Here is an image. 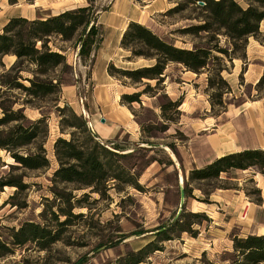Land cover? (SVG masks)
Returning a JSON list of instances; mask_svg holds the SVG:
<instances>
[{
	"label": "rangeland",
	"instance_id": "obj_1",
	"mask_svg": "<svg viewBox=\"0 0 264 264\" xmlns=\"http://www.w3.org/2000/svg\"><path fill=\"white\" fill-rule=\"evenodd\" d=\"M111 1L99 0V4L95 5L98 13L103 8L110 6ZM144 1L147 0H134V4L139 8V6L145 5ZM165 1H170L174 5L173 7L184 2V0ZM235 1L242 8L247 7L246 1ZM78 2V0H0V25L6 18L19 13L31 17L33 10L37 18L45 19L49 17H46V14L55 16L77 8ZM33 5L39 8L36 9L32 7ZM51 12L54 15H51ZM200 16H203L201 11L194 6H187L176 14L152 15L151 20L147 19L146 14H140L138 21L139 24L146 26L163 40L172 42L176 47L191 49L194 45L205 47L208 36L199 34L197 37H192L182 35L178 30L187 25L198 24L202 20L199 18ZM96 25H99L98 20ZM260 29L264 33V20L260 24L259 34L256 38L250 37V41H258L260 45H264V34H261ZM1 30L2 28H0V32ZM99 32L102 42L106 39L107 41L105 46L99 45L103 52L97 59V51L91 53L89 59L75 56L78 35L67 42L61 41L57 36L50 39L49 47L62 53L71 69L63 76L65 84L61 88L57 101L53 96H50L35 102L40 107L39 110L30 106L25 108V115L30 119L40 117V113L46 116L48 137L44 142V149L50 166L44 171L16 168L13 167L16 164L11 158L5 152L0 151V181L21 180L25 185L24 189L16 187L0 189L1 239L7 238L10 229L17 230L26 222L45 224L44 218L47 217L48 220L50 216L48 212L47 215L41 214L42 211L52 208L56 212L59 208H66V205L58 203L55 199L54 188H51L53 183L50 181L53 172L58 167L53 156L54 142L58 138L69 139L70 133L69 130L61 131L59 126L61 116L57 113L56 107L62 108L67 105L77 116H82L87 123L91 124L92 131L98 136L97 140L99 141H110L122 149L136 152L137 145L140 143L159 144L165 149H154L145 153L137 152L131 161L122 162L123 165H128L131 173H140L137 178L140 189L132 187L123 189L122 187L123 191L118 192L112 188L109 191V199H102L97 194H90L89 190H76L77 186L75 185L57 184L58 190L56 191L72 193L74 196L71 200V213L74 217L69 220L68 226L59 230L61 240L45 250H40L35 244L29 243L24 248L16 249L12 255L0 257V264H118L120 260L137 252L152 241L156 243L159 250L146 254L140 264H231L234 259L232 235L241 233L240 226L238 224L226 226L224 222L227 216L222 217L223 207L221 204L215 205L211 201L213 198H210L211 192L231 185L227 181L219 180L188 182L189 172L186 173L182 163H185L187 168L191 167L189 166L192 159L189 147L191 148V126L194 122L215 118L228 109L233 110L239 107L243 102L260 98L264 92V86L257 88L256 85L244 84L241 76L243 50L231 53V46L226 38L218 34L212 45L216 44L228 49L232 61L213 52L212 55L219 57L220 61L211 60L208 70L201 71L199 75L187 71L181 65L169 64L164 72V81L159 86L156 87L155 81H143V83H149L153 90L140 97V104L127 105L122 103L121 96L141 92L145 86H133L126 79L110 77L107 70L114 72L109 68L110 65L117 69H134L150 65L152 62L142 58H131V61H128L129 53L115 45L119 32L106 35L100 25ZM109 43L111 45L107 47L106 45ZM37 46L39 47V44ZM113 53L117 54L114 57L115 62L104 67V57ZM15 60V57L6 56L3 58V63L6 68H9ZM233 65H240L242 70L235 79L237 87H234V90L230 87L229 78H227ZM32 69H34L33 66L23 64L22 77L30 78ZM218 69H222L221 77L227 86L217 87L215 84L210 89L207 80L208 78L215 79ZM59 70L60 68H57L54 73L49 74V77L51 78L54 74L58 75ZM93 71L95 80L91 79ZM107 76L109 78H106ZM106 79L107 83L114 85L110 92L101 93L100 88H94ZM23 83L28 85L26 81ZM120 91L123 93L119 95L117 101V93ZM219 93L221 94L220 99L218 98ZM163 95L171 101L179 100L181 102L178 108L179 114L174 122L166 121L161 116L159 105L167 102V98H162ZM12 96L19 102L24 98L16 90L2 95V98L6 99ZM218 101H221V104H218ZM18 106L17 104L15 107ZM112 114H116L119 121L127 119L134 121L138 126V131L133 132V129L129 128L132 135L120 131L109 140L101 139L99 127L106 123L109 124ZM64 115L65 118H68V112H65ZM101 119L104 120V123H101ZM138 123H141L147 130L146 133H142ZM175 163L180 166L183 187L187 192L185 204L179 215H177L179 173ZM115 185V188L119 186L118 183ZM242 187L247 199L244 201L254 203L258 197L253 194L257 189L254 181L246 180L245 183H242ZM83 194H89V197L82 202H76L83 198ZM203 209L207 210L203 211ZM196 213L201 214L202 217L192 220L188 216ZM182 215L183 224L181 225L187 227L188 223H192L191 229L195 231V234L181 233L179 228L174 226V222ZM59 219L63 221L65 218L59 216ZM55 229L58 228L55 226ZM162 229L167 231L166 234L170 240H159L157 234Z\"/></svg>",
	"mask_w": 264,
	"mask_h": 264
},
{
	"label": "trees",
	"instance_id": "obj_2",
	"mask_svg": "<svg viewBox=\"0 0 264 264\" xmlns=\"http://www.w3.org/2000/svg\"><path fill=\"white\" fill-rule=\"evenodd\" d=\"M97 1L86 0L85 6L45 19L11 18L2 27L0 32V151L5 152L16 164L13 167L29 171H44L49 168L50 162L44 149V142L48 137L46 116L40 113V117L30 119L25 115V108L30 106L39 110L40 107L35 102L50 96L57 101L61 88L65 84L63 76L71 69L66 63V57L49 47L52 37L57 36L61 41L67 42L78 35L76 53L82 59H89L91 53L99 49L102 37L99 25H96L99 16L95 7ZM244 1L247 3L245 9L235 0H184L183 4H177L165 12L166 15L176 14L187 6H194L201 11L203 16L199 17L202 20L198 24L187 25L178 32L192 37L206 34L208 37L205 47L194 45L191 49L178 48L172 42L163 40L146 26L129 22L121 35L120 49L129 53L128 61H131V58H142L151 61L152 64L134 69H117L110 65L109 68L114 70V72L107 70L110 77L126 79L133 86H145L141 92L122 95V103L140 104V97L153 90L149 83H143V81H155L156 87L159 86L164 81V72L169 64L181 65L187 71L199 75L201 71L208 70L211 60L220 61L219 57L212 55L213 52L232 61L228 49L216 44L212 45L218 34L226 38L231 46V53L243 50L241 58L244 59L247 39L256 38L260 24L264 20V0ZM107 9L103 8L102 11H107ZM6 56L16 58L9 68H6L3 63V58ZM25 63L34 68L30 78L21 75L22 65ZM57 68H60L59 74H54L50 78L49 74L54 73ZM221 72L222 69H218L215 79L208 78L210 89L215 84L217 87L227 86L221 77ZM25 81L28 85H24ZM261 86H264V73L256 84L257 88ZM14 90L23 95L21 102L13 96L2 98V95ZM162 98L167 97L163 95ZM218 98H221L220 93ZM218 102L221 104V101ZM17 104L19 106L15 107ZM180 105L179 100L171 101L167 98L166 103L159 105L162 118L174 122L179 114ZM56 110L61 116L59 120L61 131L69 130L70 133L69 139L58 138L54 142L53 156L58 167L53 172L50 181L53 183L51 188H54L55 199L58 203L66 205V208H59L56 212L52 208L42 211L41 214L47 215L48 212L50 216L48 220L47 217L44 218L45 224L26 222L17 230L10 229L7 238L3 240L0 237V257L12 255L16 249L24 248L29 243L35 244L40 250H45L61 240L59 230L68 226L69 220L74 217L71 213V200L74 196L72 193L56 191L58 190L57 184H72L77 186L76 190H89L90 194H97L102 199H109V191L112 188L118 192L123 191L125 187L140 189L137 183L140 173H131L128 165H123L122 162L131 161L137 152L145 153L152 150L140 148L138 144L137 152L129 151L113 142L99 141L98 136L87 126V121L82 116H77L67 105L62 108L56 107ZM65 112H68V118L64 117ZM138 125L143 134L147 132L141 123ZM233 170H254L264 175V151L261 149L243 150L219 157L202 168L191 170L188 182L219 180L222 174ZM116 183L119 185L117 188H115ZM3 187L24 189L25 185L21 180L0 181V189ZM253 194L258 196L254 203L260 205L262 202L260 191L256 189ZM87 197L89 194H83V198L76 202H82ZM59 216L65 219L60 221ZM188 216L192 220L202 217L198 213ZM181 217L183 215L174 222V226L179 228L181 233L195 234V231L191 229L192 223H188L187 227L181 225L183 224ZM55 226L58 229H55ZM166 232L162 229L157 234L160 241L170 240ZM231 241L234 255L231 264H264V235L245 237L232 235ZM157 250L159 249L156 243L149 242L137 252L120 260L118 264H140L146 254Z\"/></svg>",
	"mask_w": 264,
	"mask_h": 264
},
{
	"label": "crops",
	"instance_id": "obj_3",
	"mask_svg": "<svg viewBox=\"0 0 264 264\" xmlns=\"http://www.w3.org/2000/svg\"><path fill=\"white\" fill-rule=\"evenodd\" d=\"M78 1L79 5L77 7L86 5V0ZM144 2H146L145 5L137 8L134 4V0H112L110 6L107 7V11L99 12L98 24L100 25V28L106 32V35L114 34L117 31L119 32L116 44L114 42L116 47L119 46L121 35L127 24L129 22L139 23L138 19L140 18V14H146L147 19H150L152 15L165 13L174 6L170 1L165 0H147ZM98 4L99 0L96 5ZM32 7L36 9L39 8L35 5ZM44 10L47 11L48 9ZM32 12L33 15L31 17H26L22 13L8 17L0 25V28H2L11 18H37L35 11L33 10ZM51 15H54V13L51 12ZM47 16L50 15L46 14V17ZM260 32L261 34H264L262 29H260ZM106 41L107 39L104 40L101 45L105 46ZM110 45L111 43L106 46L108 47ZM101 52H103V49L99 48L96 53V59ZM116 55L117 54L113 53L112 55L105 56L104 67L109 63H114V57H116ZM241 62L243 71L241 70L240 65H233L231 73L227 74L230 87L233 90L234 87H237L235 86V79L240 75L241 71V76L245 85L255 86L257 84L264 73V45H260L258 41L251 42L250 38H248V43L245 49V58L242 59ZM91 75V79L95 80L94 71ZM106 78L109 77L107 76ZM113 86V84L107 83L106 79L103 83H99L94 88H100L101 93H108ZM122 93L123 91L117 93V101L119 95ZM111 117L112 119L109 120V124L106 123L99 127V135L101 139L109 140L120 131L132 135L129 128H132L133 132L138 131V126L134 121L129 119L119 121L116 114H112ZM191 128L192 142L191 148L189 147V150H191L190 157L192 158L189 162V166L191 167L187 168L185 163H182L186 173L194 168H202L215 159L227 154L254 149H261L264 151V92L260 98L243 102L239 107L233 110L228 109L220 116L208 118L200 122H194ZM246 180L254 181L256 188L260 190L262 199L260 205L254 204L252 201H244L247 199L244 196L245 194L243 192L242 183H245ZM219 181H227L231 185L230 189H217L210 193V198H213L211 201L214 202L215 205L221 204L223 207L224 214L222 217L227 216L224 222L225 225L238 224L241 230V233L235 234L238 237H245L247 235H264V175L249 170H233L222 174L219 177ZM204 210L207 209H203V211ZM194 212H196V210H194Z\"/></svg>",
	"mask_w": 264,
	"mask_h": 264
},
{
	"label": "water",
	"instance_id": "obj_4",
	"mask_svg": "<svg viewBox=\"0 0 264 264\" xmlns=\"http://www.w3.org/2000/svg\"><path fill=\"white\" fill-rule=\"evenodd\" d=\"M136 1H140V0H136ZM199 4L202 5L201 3H199ZM101 123H104L103 119H101ZM87 126L89 128H91V130H93L92 127H91V124L89 122L87 123ZM139 147L143 148V149H147V150L165 149L164 146L159 145V144H153V143H141V144H139ZM175 166L177 168V172L179 173V176H178V183H179V187H178L179 188V209L177 211V215H179L181 213V211H182V208H183L184 204H185V199L186 198H185V193H184L183 177L181 175L180 166L177 163H175Z\"/></svg>",
	"mask_w": 264,
	"mask_h": 264
},
{
	"label": "built area",
	"instance_id": "obj_5",
	"mask_svg": "<svg viewBox=\"0 0 264 264\" xmlns=\"http://www.w3.org/2000/svg\"><path fill=\"white\" fill-rule=\"evenodd\" d=\"M75 56H77V53H75Z\"/></svg>",
	"mask_w": 264,
	"mask_h": 264
},
{
	"label": "bare ground",
	"instance_id": "obj_6",
	"mask_svg": "<svg viewBox=\"0 0 264 264\" xmlns=\"http://www.w3.org/2000/svg\"><path fill=\"white\" fill-rule=\"evenodd\" d=\"M10 160V159H9Z\"/></svg>",
	"mask_w": 264,
	"mask_h": 264
}]
</instances>
